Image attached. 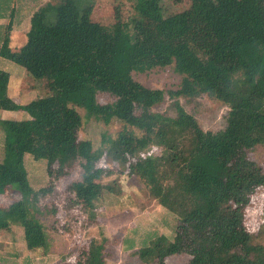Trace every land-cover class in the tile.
<instances>
[{
    "label": "trees",
    "instance_id": "16d2710c",
    "mask_svg": "<svg viewBox=\"0 0 264 264\" xmlns=\"http://www.w3.org/2000/svg\"><path fill=\"white\" fill-rule=\"evenodd\" d=\"M189 1V10L177 16L202 24L203 32L214 36L216 40L209 46L211 62L218 64L221 73L230 69L228 77L200 82L197 77L202 76L204 67L194 51L183 54L181 48L164 51L156 47L153 28L163 21L158 0H138V18L115 21L108 27L93 20L91 6L79 10L75 0H57L32 14L26 41L19 48L10 47L8 35L0 38V57L22 66L30 77L53 85L51 95L28 106L32 117L1 121L0 191L8 186L19 197L0 204V231L20 226L30 247L46 250L49 245V233L40 217L57 209L49 204L53 199H47L58 193L52 185L39 189L30 185L24 158L31 148L46 157L49 176L58 178L75 165L81 166L83 179L66 188L65 210L71 193L94 209L103 188L116 191L112 184L92 180L102 154L93 149L90 140L78 139L81 116L74 108L77 106L87 117L115 119L125 125L111 141L108 157L126 166L130 175L139 176L159 204L177 219L171 240L159 239L133 252L141 264H165L171 255H186L184 264H260L264 260L263 245L255 241L246 224L247 207L264 188V169L240 152L235 140L220 144L221 153L212 158L208 152L211 134L176 100L182 97L189 104L202 91H221L217 95L231 105L233 115L242 117L252 128L264 129V92L256 89L247 73L264 60V37H254L256 31L264 32V7L259 0ZM175 52H181L178 73L187 74L188 66L181 61L195 70L189 77H181L177 89L164 91L137 84L133 72L165 67ZM241 70V82L230 76ZM8 83L9 73L0 68L2 105L7 100ZM99 83L114 86V101L102 104L96 100ZM166 93L175 99L174 117L151 110L135 112L137 103L143 102L147 108L162 101ZM251 140L245 141L249 147L254 143ZM151 144L172 158L142 155ZM64 223L50 228L63 234ZM104 242H91L74 262L63 264H104Z\"/></svg>",
    "mask_w": 264,
    "mask_h": 264
},
{
    "label": "rangeland",
    "instance_id": "374dc122",
    "mask_svg": "<svg viewBox=\"0 0 264 264\" xmlns=\"http://www.w3.org/2000/svg\"><path fill=\"white\" fill-rule=\"evenodd\" d=\"M79 10L92 7L91 16L94 21L110 26L115 21H127L132 17L138 18L135 5L138 0H75ZM57 0H0V38L3 33L9 36V45L12 49L19 48L26 41V33L30 27V18L39 8L53 6ZM264 7V0H259ZM158 7L163 16L160 25H155L153 32L156 38V47L160 50L170 51L182 49V53L194 51L204 69L200 82H215L227 76L231 70L221 73L218 64L210 59L211 43L214 36L203 32V25L187 22L177 15L189 10V0H158ZM13 12V16H11ZM11 23L9 31L8 24ZM261 21L264 23V16ZM172 35V36H171ZM264 37V32L256 31L254 37ZM1 46V44H0ZM181 53V52H180ZM180 53L175 52L171 64L152 70L136 73L133 78L143 88L175 90L182 76L195 73L194 67L188 62L187 74L176 71V65L181 60ZM261 66V67H260ZM258 68L247 70L251 74L256 89L264 92V60ZM0 68L9 73L7 100L4 105L0 102V159L3 155L4 134L1 121L21 120L32 117L28 106L33 102L51 95L53 87L45 80L35 79L25 73L22 66L0 57ZM230 76L241 82L244 71L231 73ZM189 77V76H188ZM192 79V78H191ZM242 84V83H240ZM199 86V84H197ZM205 87L204 85H201ZM205 88H201V91ZM114 86L110 84L97 85L96 100L102 104L112 102L116 98ZM218 93H221L218 92ZM216 92L202 91L192 99L189 104L182 97L176 98L184 109L193 115L206 133L211 134L208 152L216 158L220 152L219 145L225 141H237L240 149L250 160L258 163L264 169V129L252 128L250 123L242 117L233 115L231 105L217 95ZM174 100L168 94L162 101L146 108L143 102L137 103L135 112L145 110L161 112L174 117L176 109ZM81 116V125L77 132L78 139H88L93 149L101 152L92 180L99 184H112L116 191L103 188L97 207H88L81 198L71 193L67 210L64 203L67 201L66 188L72 182L83 179V170L79 164L75 165L69 173L60 176H49L47 172L46 157L37 154L35 148L29 149L24 158L28 172V180L34 189L52 185L57 191L55 198H49V204L57 209L50 215L40 217L49 233V245L46 250L34 247L28 243L26 233L22 227L12 225L8 230L0 231V264H63L74 262L78 255L85 251L91 242L105 244L104 264H141L139 258L133 253L144 245H152L159 239L171 240L178 224L176 217L164 208L155 197L150 186L139 176L128 173L124 165L116 164L107 155L111 141L124 128V124L115 119H96L87 117L83 108L74 106ZM231 119V120H230ZM239 119V121H238ZM263 120V119H262ZM224 138L225 140H223ZM254 143L251 147L245 144L246 140ZM150 144V143H149ZM205 147H207L205 145ZM142 155L152 157H168L171 155L161 147L153 144L142 151ZM211 168V167H210ZM18 192L8 186L0 191V204H9L18 198ZM246 224L255 234V241L263 245L264 251V188L259 189L253 196L246 210ZM63 225L66 232H54L50 227L54 224ZM74 223V224H73ZM71 224V225H70ZM261 250V249H260ZM264 255V253H263ZM186 255H171L165 259V264H184ZM264 260L260 264H263Z\"/></svg>",
    "mask_w": 264,
    "mask_h": 264
},
{
    "label": "crops",
    "instance_id": "0c3cea01",
    "mask_svg": "<svg viewBox=\"0 0 264 264\" xmlns=\"http://www.w3.org/2000/svg\"><path fill=\"white\" fill-rule=\"evenodd\" d=\"M11 14V13H10ZM8 34L7 33H3L2 35H1V38L4 36V38L7 36ZM10 61V60H9ZM7 91H8V88H7Z\"/></svg>",
    "mask_w": 264,
    "mask_h": 264
}]
</instances>
